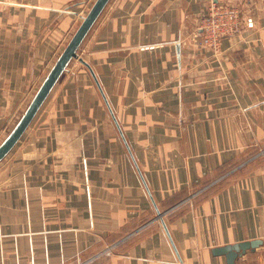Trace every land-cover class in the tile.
I'll return each instance as SVG.
<instances>
[{"label":"crops","instance_id":"1","mask_svg":"<svg viewBox=\"0 0 264 264\" xmlns=\"http://www.w3.org/2000/svg\"><path fill=\"white\" fill-rule=\"evenodd\" d=\"M210 1H108L0 161V264H264V0L216 54ZM94 2L0 0V134Z\"/></svg>","mask_w":264,"mask_h":264},{"label":"water","instance_id":"2","mask_svg":"<svg viewBox=\"0 0 264 264\" xmlns=\"http://www.w3.org/2000/svg\"><path fill=\"white\" fill-rule=\"evenodd\" d=\"M109 0H95L91 8L81 19V23L73 33L72 37L66 44L65 48L58 56L56 62L53 64L48 74L44 78L43 82L35 92L31 101L27 105L23 114L16 122L14 127L0 143V161L12 150L16 143L21 138L36 113L48 97L50 91L58 81L61 74L72 59H77V50L82 43L84 37L89 32L94 22L99 17L100 13L106 6ZM80 63L86 65L81 59H78ZM91 72V71H90ZM93 74V73H91ZM260 244L259 240L241 242L231 245H225L211 250L214 256H223L225 258V264H237V260L242 257L247 251H254Z\"/></svg>","mask_w":264,"mask_h":264},{"label":"built area","instance_id":"3","mask_svg":"<svg viewBox=\"0 0 264 264\" xmlns=\"http://www.w3.org/2000/svg\"><path fill=\"white\" fill-rule=\"evenodd\" d=\"M242 23H245L246 28H252L254 24L251 17L243 16L237 5L210 1L197 22L196 30L201 47L217 52L220 39L239 33Z\"/></svg>","mask_w":264,"mask_h":264},{"label":"rangeland","instance_id":"4","mask_svg":"<svg viewBox=\"0 0 264 264\" xmlns=\"http://www.w3.org/2000/svg\"><path fill=\"white\" fill-rule=\"evenodd\" d=\"M222 3H224V2H222ZM226 3V2H225ZM228 3V2H227ZM234 5H236V4H234ZM237 7L239 8V10H240V12H242V10H241V8H240V6H238L237 5ZM84 15H86V14H83V16ZM83 16H81V18L83 17ZM246 28V26H245V23H242V25L240 26V30L242 31L243 30V28ZM76 28V27H75ZM75 30V29H74ZM240 31V32H241ZM75 32V31H74ZM239 32V33H240ZM239 33H237V34H239ZM237 34H234V35H237ZM234 35H232V36H234ZM229 36V35H228ZM228 36H225V37H228ZM223 38V37H222ZM200 39V38H199ZM61 43H66L67 41H63L62 42V40L60 41ZM220 42H221V39H220ZM63 44V45H64ZM199 44H200V41H199ZM62 45V46H63ZM61 46V47H62ZM220 51V43H219V49H218V51L217 52H213L214 54H216V53H218ZM212 52V51H211ZM59 53V52H58ZM55 58V57H54ZM54 60L55 59H52L51 60V62H49L48 64H46L44 67H42V72L44 73V75H45V73H46V71L47 70H49L50 69V66H51V64H53V62H54ZM75 60H78V58L77 59H75ZM79 62V61H78ZM36 90V89H35ZM35 90H27V91H25V102H24V105L23 106H21V107H19L18 109H11V107H9V119H10V122L7 124V130H3V133L1 132V134H0V143L5 139V137L8 135V133L11 131V129L13 128V126L15 125V123L19 120V118L21 117V115L23 114V112H24V110L26 109V107H27V105H26V102H28L29 100H30V98L32 97V95H33V93H34V91ZM13 118V120L11 121V119ZM255 148H256V146H254ZM258 153H259V155H262V154H264V146H262V147H260V150L258 151ZM259 155H255L254 156V158H256L257 156H259Z\"/></svg>","mask_w":264,"mask_h":264}]
</instances>
